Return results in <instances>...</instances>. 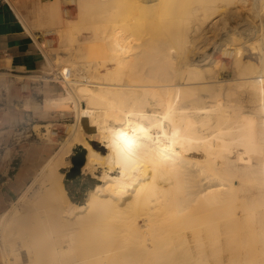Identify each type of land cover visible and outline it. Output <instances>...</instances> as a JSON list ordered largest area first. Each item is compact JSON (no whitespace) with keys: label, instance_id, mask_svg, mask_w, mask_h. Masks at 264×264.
<instances>
[{"label":"bare ground","instance_id":"1","mask_svg":"<svg viewBox=\"0 0 264 264\" xmlns=\"http://www.w3.org/2000/svg\"><path fill=\"white\" fill-rule=\"evenodd\" d=\"M77 1L96 15L58 30L82 56L60 74L85 106L0 215L3 264H264V0ZM74 143L99 181L81 204Z\"/></svg>","mask_w":264,"mask_h":264},{"label":"rangeland","instance_id":"2","mask_svg":"<svg viewBox=\"0 0 264 264\" xmlns=\"http://www.w3.org/2000/svg\"><path fill=\"white\" fill-rule=\"evenodd\" d=\"M3 1L9 3L19 14L20 11L24 14L22 17L26 27L41 51L43 61L38 69L30 72L0 71L6 81V86L0 87V180L5 178L7 171L13 175L20 169L29 173L26 184L8 203L0 206V215L12 207L43 163L60 147L62 140L67 137V127L77 123L79 107L85 106V102L71 93L69 86L62 80L60 68L64 65L69 67L73 60H81L82 56L72 45L74 43L65 41L58 30L69 28L76 37L88 35L91 31L90 18L96 15L91 9L80 12L77 0ZM50 4L56 9L53 17L51 12L44 13L45 10H50ZM242 22L241 28L247 24L244 20ZM223 33V29L213 32L214 40L219 41ZM214 56H219L221 61L229 60L228 56L221 53H215ZM199 59L196 55V60ZM48 71L53 73V79L46 81L40 77H32ZM17 75H22V79H18ZM84 122L80 118V123L84 126L82 138L96 145L94 131L85 130ZM10 135H14V139H6ZM77 145L74 143L71 147L70 155L66 158L69 165L60 168V172L63 173L61 181L70 200L81 204L88 189L99 181L90 174L82 173L72 180H65V173L72 167V150ZM11 146H15L17 151L9 157L4 151ZM97 173H100V169ZM118 241L115 239L114 243ZM130 241L133 240L129 239L128 242ZM96 257L97 255L92 256V259ZM23 261L26 262V259ZM0 264H3L1 252Z\"/></svg>","mask_w":264,"mask_h":264},{"label":"crops","instance_id":"3","mask_svg":"<svg viewBox=\"0 0 264 264\" xmlns=\"http://www.w3.org/2000/svg\"><path fill=\"white\" fill-rule=\"evenodd\" d=\"M20 13L6 1L0 0V71L30 72L38 69L43 61L42 53L26 27L22 17L24 14ZM12 136L6 139H14ZM16 151L15 146H11L4 153L10 157ZM27 175L28 171L23 169L14 175L6 172L5 178L0 180V206L8 203L26 184Z\"/></svg>","mask_w":264,"mask_h":264},{"label":"water","instance_id":"4","mask_svg":"<svg viewBox=\"0 0 264 264\" xmlns=\"http://www.w3.org/2000/svg\"><path fill=\"white\" fill-rule=\"evenodd\" d=\"M73 155H71L72 167L65 173V180L69 181L78 177L81 173V167L85 163V153L86 150L80 145H77L72 150Z\"/></svg>","mask_w":264,"mask_h":264},{"label":"clouds","instance_id":"5","mask_svg":"<svg viewBox=\"0 0 264 264\" xmlns=\"http://www.w3.org/2000/svg\"><path fill=\"white\" fill-rule=\"evenodd\" d=\"M120 139L122 141V147L120 145L118 147H121V151L130 152L133 147V141L126 135H121Z\"/></svg>","mask_w":264,"mask_h":264}]
</instances>
